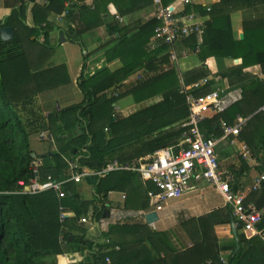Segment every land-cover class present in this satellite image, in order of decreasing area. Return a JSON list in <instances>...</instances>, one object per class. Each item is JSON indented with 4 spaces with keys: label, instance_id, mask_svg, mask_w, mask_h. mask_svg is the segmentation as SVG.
<instances>
[{
    "label": "trees",
    "instance_id": "trees-1",
    "mask_svg": "<svg viewBox=\"0 0 264 264\" xmlns=\"http://www.w3.org/2000/svg\"><path fill=\"white\" fill-rule=\"evenodd\" d=\"M63 1L25 0L0 21V29L10 27L14 35L7 42L0 39V264H56V258L61 255H66L74 264H221L220 253L224 250L231 251L228 264H264L262 243L240 233L241 227L236 230L238 249L235 242L230 249L219 246L214 227L218 224H237L227 207L180 221L192 242V246L182 252H173L164 234L151 230L146 224L116 223L110 225L106 232L95 230L94 237H90L89 230L79 220L91 208L93 218L98 221L103 215L108 192H124L126 207L149 208L151 202L147 190H154V187L148 183L142 190L132 172L115 171L101 178L88 177L86 183L93 190L92 202L79 196V184L73 182L64 186L66 195L62 199H58L52 191L37 194L22 192L18 182L29 184L33 178L31 163L36 157L42 160L39 169L41 181L48 175L56 179L65 178L68 159H77L80 166L91 171H101L113 160L132 163L156 150L174 145L186 131L183 127L188 118L185 92L180 89L177 72L169 64V46L158 44L156 54H144L140 58L145 63L137 61L139 49L135 44L134 48H125V43L132 38L136 41L144 36L147 42L154 35L160 25L154 18L139 25L129 39L120 34V29L108 27L109 31L120 35L118 43L105 52L106 58L110 54L131 57L122 68L113 71L104 69L85 78L89 54H82L83 63L76 80L83 97L80 103L57 110L56 102H53L52 110L45 108L41 113L32 109L36 96L47 91L46 88L54 90L68 84L69 78L64 65L30 71L33 67L27 68L24 41L39 44L38 50L48 54L52 50L49 33L57 29L60 37L64 35L68 41L82 45L83 34L103 24L105 9L100 10V5L116 2L93 0L94 7L90 8L81 0H68V10L61 26H58L48 17L53 6ZM174 1L162 0V3L166 7ZM26 2L33 4L31 27L25 24ZM258 5H264V0H219L210 8L209 21L200 44H197L195 36H190L174 45L175 50L179 45L188 53H196L202 67H205V60L209 57L241 60L238 66L217 75L227 80L229 86L241 84V100L223 113L206 119L200 125V131L206 137H219V122L232 123L237 115H241L248 120L238 138L245 142L253 157L264 152V112L261 111L264 106V79L254 78L252 81L253 77L244 73L243 69L257 65L264 74V18L244 21L243 38L234 40L230 15ZM76 10L82 16V26L77 29L73 26ZM191 11L206 14L199 6L184 10ZM157 55L160 57L157 58ZM40 59L41 56H37L38 62ZM161 65L166 68L156 71ZM140 67L152 74L125 85L124 82ZM249 80L251 82L246 83ZM111 88L114 89L110 92ZM211 90V86H206L190 92L199 95ZM158 95L162 97L160 102L127 117L113 113L114 104L122 97L130 96L134 103H140ZM22 113H27L28 118L24 119ZM101 116L104 122L96 126ZM73 126L76 133L66 142V133ZM40 133L46 135L45 140L39 139ZM32 134L38 135L40 141L51 142L44 155L38 156L31 150L29 138ZM247 169L241 159L237 170L234 168L232 173L226 174L231 189ZM250 193L249 200L243 197L244 201H253L262 210L264 189ZM60 207L70 213L63 222L59 221ZM61 235L63 244L59 241ZM99 236L104 240L108 238L109 244L97 242ZM110 237L115 238L112 240ZM115 246L118 250L114 249ZM106 258L110 263H106Z\"/></svg>",
    "mask_w": 264,
    "mask_h": 264
},
{
    "label": "crops",
    "instance_id": "crops-1",
    "mask_svg": "<svg viewBox=\"0 0 264 264\" xmlns=\"http://www.w3.org/2000/svg\"><path fill=\"white\" fill-rule=\"evenodd\" d=\"M24 1L25 0H0V21L3 20L5 17L9 16L14 10V8L19 7ZM38 2H42V0H38ZM218 2L219 0H189V4H184V0H176L170 3L168 6L177 7L179 10L183 11L186 7L199 6L202 8V10L206 12V9H210L212 5ZM81 3L90 8L94 7L93 0H81ZM61 4L53 6L54 9L50 13L48 19L54 22L55 17L62 16L68 10V0H64ZM32 6L33 4L29 2H26L25 4V24L29 27L33 26V20L31 15ZM99 9H105V13L102 14L103 24L83 34V36L81 37L82 45L70 43V41H68L64 35L60 37L57 29H54L49 33V45L53 49L55 47H58L63 50V58H61L63 60L54 64V66L64 65L66 67V71L69 78V83L67 85L60 86V88L56 89L53 92L54 95H57V98L52 102H56L58 104L59 109L60 107H68L71 105L78 104L83 99L82 94L76 83L83 63L82 54H89L84 70L85 78L92 77L93 75L99 73L104 69L113 71L122 68L124 64L128 63L129 60H131V57H117L113 54H110L107 55L109 57L108 59V57L106 58L105 52L118 43L120 34L124 35L126 37L125 39H129L133 34H135L139 25L144 24L147 20L153 18L152 16L154 11L151 0H116V2L109 3L107 6L101 4ZM74 13L75 14L73 17V26L77 29L82 26V16H80L78 10H76ZM195 13L200 14L199 12ZM208 13L200 14L206 17L207 22L209 21ZM116 16L119 17L121 21L116 20ZM263 18L264 5H258L232 13L230 15V23L234 40H239L241 39V37L243 38L242 23L244 21ZM55 23L56 25L61 26L62 21ZM109 26H112L114 30L120 29L121 33L119 34L115 31H109ZM39 40L41 41V37H39ZM132 40L133 38L127 43H125V48H134V44L135 47H138V62L145 63V60H140V58H143L145 56L144 54H156L155 49H157L158 44H155L154 42V35L150 37L147 42L145 41L144 36L141 37V39H137L136 41ZM128 49L125 50L127 51ZM67 51L72 52L74 56L68 55ZM175 52L177 56V61L175 63L171 61L169 62V64L175 69L179 76L181 82L180 89L182 91H189L192 85L203 80L204 78L209 77H217L219 79L220 85L225 84L229 86L227 80L221 79L219 76H217L218 73L221 71H225L226 69L233 68L234 66H238L241 63L240 59L232 60L227 58L209 57L205 60V67H202V64L198 59L196 53H188L185 49H180L179 45H177ZM159 57L160 55H157V58ZM165 68V65L157 66L156 71L160 72ZM243 72L252 76V81L254 80V78L264 79V74L261 73L260 68L257 65L249 66L243 69ZM151 74L152 72H148L145 70L144 67H140L127 79V81L124 82V84L128 85L138 79L143 78L144 76H149ZM249 82H251V80L247 81L246 83ZM212 86L213 85H211V87ZM229 87L241 88V84ZM122 91L123 89H121V92ZM66 93H68L67 96H65ZM124 99L129 100L131 103H126L125 101V103L122 105L121 112L117 115L127 117L155 103L160 102L162 100V97L158 95L140 103H134L130 96H126ZM48 105L49 102L45 105V108L47 110ZM105 131H107V129H105ZM75 133L76 127L73 126L66 133L68 138L66 139V142L70 141ZM182 135L180 136V138L182 137ZM180 138L177 140V142L180 140ZM217 138L220 139V143L216 148V156L219 160L218 162L226 167V171L223 170L224 173L230 174L232 173L234 168H236L237 170V167L241 162V158L237 156L238 146L243 144L247 147V145L240 138L236 139L234 146L229 145L227 140L221 139V136ZM52 149L54 150L55 146L52 147ZM144 157H141L132 163H119L118 161L113 160L108 164H111L115 161L119 164H134ZM245 163L248 169L244 173V175H242L239 179H236V183L232 186V189L237 195L246 197L249 200V198L251 197L250 190L252 186V181L262 172V166L264 165V152H260L257 157H253L250 151V160L245 161ZM134 180L137 185H140V188H142V190H144L146 184H148L143 183V181H141L140 178L136 175L134 176ZM77 187L79 196L84 201L92 202L94 200L93 190L90 185H88L87 183H82L79 184ZM108 193L110 194L109 196H106L104 202H106L109 208L112 209L114 216L120 219L118 223L127 222L141 225L146 224L151 230L164 234V237L173 252H182L192 246L190 237L187 234L185 228L182 227V225L180 224V221H182L183 219L187 220L192 218H198L203 215L209 214L215 210L224 208L222 197L217 193V191L212 186L200 183L196 184L194 186V189L188 194H186L183 198L168 202L161 212L156 213L158 216L157 221L149 225L147 224L145 218L143 220L141 215L142 213H149L151 211L150 206L148 209L145 210L129 208L125 206L126 194L124 192L111 191ZM247 203L254 204L253 201H249ZM81 225H84V227L89 230L90 237H94L96 232L95 230H98V228H94L92 222ZM214 233L216 235L220 247L224 249H230L231 246H233L234 242L236 244V241L232 235L231 225L218 224L214 227ZM240 233L249 235L242 228L240 230ZM110 238L114 240L115 237ZM103 241L104 239L100 238V236L97 238V242L102 243ZM230 253V250L222 251L220 253L219 260L222 259L225 261L224 264H228L227 258L229 257ZM74 263L75 262L70 260L66 255H61L56 258V264Z\"/></svg>",
    "mask_w": 264,
    "mask_h": 264
},
{
    "label": "built area",
    "instance_id": "built-area-1",
    "mask_svg": "<svg viewBox=\"0 0 264 264\" xmlns=\"http://www.w3.org/2000/svg\"><path fill=\"white\" fill-rule=\"evenodd\" d=\"M151 3L154 8L152 17L160 23L154 31V42L169 46L170 59L175 63L177 61L174 50L175 43L195 36L200 44L201 35L207 22L206 17L192 11L184 12L177 7H165L162 0H151ZM184 4H189V0H184ZM209 11V8L206 9V13ZM65 13L55 17L54 22H61ZM115 18L121 21L119 17ZM211 85H213V89L209 92L199 95H193L190 92ZM184 92L188 108V118L183 125L186 131L173 146L148 154L134 164H119L115 161L96 172L80 166L77 159H68L66 160L68 174L65 178L56 179L48 175L43 181H41L39 173L42 160L36 157L31 163L33 178L29 184L18 182V185L23 188L22 192L37 194L52 191L58 199H62L66 195L63 188L67 183L82 184L86 183L88 177L98 176L101 178L109 172L129 171L139 177L143 183H151L154 186V190L147 191V197L151 202L150 212L159 213L168 202L183 198L194 189L196 184H206L212 186L222 197L223 206L230 210L232 217L240 227L250 236L258 239L264 247V210L258 209L253 203L245 202L242 196L232 191L226 173L219 169L216 148L220 139L214 136L206 137L200 131V125L206 119L223 113L230 106L239 102L242 98V89L229 87L225 84L220 85L217 77H209L195 83L189 91ZM261 111L264 112V106ZM247 120L241 115H237L232 123L221 120L219 122L221 139L227 140L229 145L234 146L241 131L246 127ZM39 139L45 140L46 135L40 133ZM237 156L249 161L250 151L242 144L238 146ZM262 189H264V165L262 172L253 179L250 191L257 192ZM109 194L107 193L106 196ZM60 211L59 221L63 222L69 214L62 207H60ZM93 214V210L90 208L87 215L80 218L79 223L92 222L93 225L97 223L98 229L101 232H106L110 225H114L120 220L114 216L106 202H104L103 215L98 221L93 218ZM147 214L148 212L142 213L143 220ZM59 241L64 243L62 235L59 237ZM109 242L108 238L104 240L105 244H109ZM114 249L118 250V247L115 246ZM106 263H109V258H106ZM220 263L224 264L225 261L221 259Z\"/></svg>",
    "mask_w": 264,
    "mask_h": 264
},
{
    "label": "rangeland",
    "instance_id": "rangeland-1",
    "mask_svg": "<svg viewBox=\"0 0 264 264\" xmlns=\"http://www.w3.org/2000/svg\"><path fill=\"white\" fill-rule=\"evenodd\" d=\"M72 43V42H70ZM24 50H25V61L26 63L29 64V66H27L28 69H31L32 67V70L30 71H35V70H43V68H47V67H52L54 66V64L60 62L61 58H63V50L58 48V47H55L54 49L52 48V50H50V52L47 54L45 53H42L41 51H39L38 49H40V46L39 44H34V43H30L28 41H24ZM67 47H70V46H67ZM67 54L68 55H73L72 52L70 51H67ZM37 56H41V59H40V62H38L37 60ZM74 56V55H73ZM79 58V57H78ZM30 64H32V66H30ZM35 67V68H34ZM37 72V71H36ZM134 81V79H133ZM67 85V84H66ZM65 86V85H63ZM60 88V87H59ZM52 88H46L47 91H45L44 93L40 94L39 96H36L33 100V104H32V109L36 112H39L41 113L42 110L45 109V105L49 102V105H48V110H52V106H53V102L57 97V95H54V90H51ZM68 93L65 94V96H67ZM125 97H122L121 99L117 100V102L114 104L115 106V109H114V112L116 115L119 114L122 110V105L125 103H131L129 100H126L124 99ZM73 100V98H72ZM55 103V102H54ZM57 103H55V106H56ZM29 115H27V113H22V117L24 119H27ZM104 122V120L102 119V116L98 119H97V123H96V126H101L102 123ZM29 143H30V148L31 150L33 151V153H35L36 155L38 156H41V155H44L50 148V141L47 140V141H40L38 139V135H35V134H32L30 135V138H29ZM54 147V145H52ZM219 161V160H218ZM219 167H220V170L222 172L226 171V167L224 165H222L221 163H219ZM224 170V171H223Z\"/></svg>",
    "mask_w": 264,
    "mask_h": 264
},
{
    "label": "water",
    "instance_id": "water-1",
    "mask_svg": "<svg viewBox=\"0 0 264 264\" xmlns=\"http://www.w3.org/2000/svg\"><path fill=\"white\" fill-rule=\"evenodd\" d=\"M14 38L13 35V31L10 27H3L0 29V39L4 42L10 41ZM242 39V37H241ZM114 88H111V91ZM56 109L59 110L58 104H56ZM158 216L155 212H150L145 216V220L147 222V224L151 225L153 224L155 221H157ZM99 226L97 223H94V228L97 229ZM240 225L237 223L236 225L232 224L231 225V230H232V235L235 239V241L237 242V234H236V230L237 228H239ZM236 249H238V245L236 244Z\"/></svg>",
    "mask_w": 264,
    "mask_h": 264
}]
</instances>
